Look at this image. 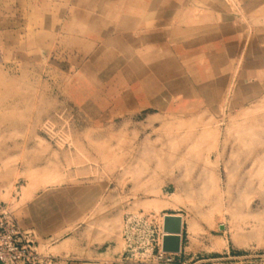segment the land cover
<instances>
[{
    "label": "rangeland",
    "instance_id": "obj_1",
    "mask_svg": "<svg viewBox=\"0 0 264 264\" xmlns=\"http://www.w3.org/2000/svg\"><path fill=\"white\" fill-rule=\"evenodd\" d=\"M100 1L0 0V213L31 229L34 261L164 264L147 255L172 212L192 242L227 245L220 264H264V77L233 58L227 77L185 73L176 87L194 91L171 107L111 108L129 75L126 55L95 74ZM166 1L173 40L219 37L224 20L264 33V0ZM85 5L89 30L71 28Z\"/></svg>",
    "mask_w": 264,
    "mask_h": 264
},
{
    "label": "crops",
    "instance_id": "obj_2",
    "mask_svg": "<svg viewBox=\"0 0 264 264\" xmlns=\"http://www.w3.org/2000/svg\"><path fill=\"white\" fill-rule=\"evenodd\" d=\"M118 1L105 0L103 2L102 0L98 3L96 10L103 14H98L95 22L102 23L106 29L101 34H97L96 46L90 53L91 60L95 62L96 75L105 72L109 60L113 61L124 55L127 56L126 71L129 75L126 81L127 86L122 90L114 89L116 97L111 100V108L129 110L143 107L158 109L171 107L177 95H181L182 99L189 98L194 91V88L189 87L181 88L180 91L176 87L178 84L182 85L185 73L192 74L196 81H201L203 77L212 76L215 78L222 75L227 77V65L233 58H238L241 62V74L243 73L247 77L255 76L256 79H261L259 83H262V77H264V33L256 32L255 40L250 42L248 36L245 38L243 36L241 23L238 26L240 27V36L237 37L233 36V33L237 34L236 31H230V29L235 30L237 26L233 25L234 23L230 20V22L224 20L221 22L222 24L220 23L221 25L218 24L219 32L222 33L219 37L209 38L210 35H208L205 40H173L168 35V28L170 26L178 28L179 26L169 24V8L166 0L163 3L162 0L154 3L152 0H129L127 5H120ZM88 11L87 5L81 7L79 10L81 18L76 21L71 20L69 26L72 28L73 24H79V28L89 30L91 25H89ZM157 17L159 20H154ZM121 20L127 22V40L121 36L120 25H118ZM95 22L92 20L93 24ZM214 34L212 33V35ZM185 57L188 59L186 67L190 71L184 70L180 63V60ZM196 61L199 64H196ZM114 66L115 62L111 67L114 69ZM114 73L121 75L120 71ZM173 74H175L174 77ZM123 80H117V84L120 85L119 82ZM165 214H178L182 217L179 213L167 212L163 215ZM161 224L162 217L159 223L160 230H162ZM183 224L182 217L180 250L174 253L172 264L199 262L220 264V261L227 259L228 251L225 243L220 245L221 242L216 237H212L210 243H205L209 239L202 236L198 242L194 243L189 239V235L185 234ZM21 228L31 230L30 228ZM157 242L160 245L161 239H158ZM158 245L155 246L154 251L158 249Z\"/></svg>",
    "mask_w": 264,
    "mask_h": 264
},
{
    "label": "built area",
    "instance_id": "obj_3",
    "mask_svg": "<svg viewBox=\"0 0 264 264\" xmlns=\"http://www.w3.org/2000/svg\"><path fill=\"white\" fill-rule=\"evenodd\" d=\"M31 230L22 229L19 227L14 217L7 213L6 210L0 213V261L2 264H26V263H37V264H67L58 263L53 261L51 257L45 260L37 259L34 261L36 256L32 255L31 240L28 238ZM163 232L159 235L158 239H161ZM158 243V242H157ZM156 243L155 246L158 244ZM155 247H150L148 250L147 259L158 261L164 264H172L174 262L173 253H165L161 251V243L158 245V249L154 251ZM193 264H206L203 262Z\"/></svg>",
    "mask_w": 264,
    "mask_h": 264
},
{
    "label": "water",
    "instance_id": "obj_4",
    "mask_svg": "<svg viewBox=\"0 0 264 264\" xmlns=\"http://www.w3.org/2000/svg\"><path fill=\"white\" fill-rule=\"evenodd\" d=\"M222 227V225H220ZM182 217L177 214H165L162 219L161 251L177 253L180 250ZM0 264L2 262L0 261Z\"/></svg>",
    "mask_w": 264,
    "mask_h": 264
},
{
    "label": "bare ground",
    "instance_id": "obj_5",
    "mask_svg": "<svg viewBox=\"0 0 264 264\" xmlns=\"http://www.w3.org/2000/svg\"><path fill=\"white\" fill-rule=\"evenodd\" d=\"M178 215V214H177ZM164 216V215H163ZM163 216H162V219H163ZM162 225V224H161Z\"/></svg>",
    "mask_w": 264,
    "mask_h": 264
}]
</instances>
